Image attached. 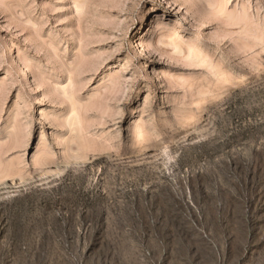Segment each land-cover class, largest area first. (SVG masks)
Wrapping results in <instances>:
<instances>
[{"label":"rangeland","instance_id":"obj_1","mask_svg":"<svg viewBox=\"0 0 264 264\" xmlns=\"http://www.w3.org/2000/svg\"><path fill=\"white\" fill-rule=\"evenodd\" d=\"M0 179V264H264V0H0Z\"/></svg>","mask_w":264,"mask_h":264},{"label":"bare ground","instance_id":"obj_2","mask_svg":"<svg viewBox=\"0 0 264 264\" xmlns=\"http://www.w3.org/2000/svg\"><path fill=\"white\" fill-rule=\"evenodd\" d=\"M158 17H159V15L156 12L152 13L149 16L150 21H149L148 24H146L147 25V34L140 40V44H139L140 47H144V48H146V47H152L153 45H155L158 42L159 38L161 37V32H162L161 31V25L157 22V18ZM216 72H218V71H216ZM225 77H226L225 74L223 75L220 72L217 73V80L218 81H216V82H219V84H221V87H222L220 93L217 96V98L220 97L218 99L219 101L225 100L229 96L230 91L232 90L231 84L228 81L230 79H226ZM204 121H205V115L204 114H200L199 116H197L192 121V124H191L192 127L190 126L191 129L192 130L198 129L200 126H202V124L204 123ZM0 181H1V179H0Z\"/></svg>","mask_w":264,"mask_h":264}]
</instances>
